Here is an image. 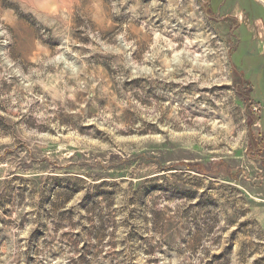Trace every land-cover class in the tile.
<instances>
[{
  "label": "rangeland",
  "instance_id": "374dc122",
  "mask_svg": "<svg viewBox=\"0 0 264 264\" xmlns=\"http://www.w3.org/2000/svg\"><path fill=\"white\" fill-rule=\"evenodd\" d=\"M262 18L0 0V264H264Z\"/></svg>",
  "mask_w": 264,
  "mask_h": 264
},
{
  "label": "crops",
  "instance_id": "0c3cea01",
  "mask_svg": "<svg viewBox=\"0 0 264 264\" xmlns=\"http://www.w3.org/2000/svg\"><path fill=\"white\" fill-rule=\"evenodd\" d=\"M260 18H261V17H260ZM260 18H259V19H260ZM262 20L264 21V19H263V18H262Z\"/></svg>",
  "mask_w": 264,
  "mask_h": 264
}]
</instances>
